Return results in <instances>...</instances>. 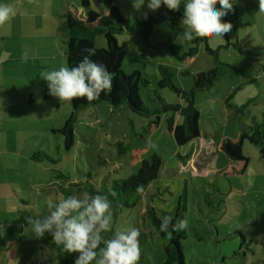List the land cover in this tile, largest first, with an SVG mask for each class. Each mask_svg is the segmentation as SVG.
Returning a JSON list of instances; mask_svg holds the SVG:
<instances>
[{"label":"rangeland","instance_id":"1","mask_svg":"<svg viewBox=\"0 0 264 264\" xmlns=\"http://www.w3.org/2000/svg\"><path fill=\"white\" fill-rule=\"evenodd\" d=\"M36 1L42 4L40 10L48 15L63 12V7L67 6V0H61L58 6H51L52 0ZM31 2L27 6H31ZM231 2L233 8L226 17L232 29L224 35H194L187 40L183 36L185 26L166 21L147 41L130 32L117 37L120 45L128 43L130 48V56L123 61L124 72L130 76L139 71L149 81V85L141 86L139 91L146 105H154L149 97L154 95L153 90L157 89L161 78L159 65L168 69L173 82L182 91H194L201 138L207 143L204 145L206 151L194 160L191 157L186 166L178 157L174 137L168 135V118L174 117L176 123L182 124L180 113L163 112L147 119L133 113L126 104L114 109L110 103L102 102L77 113L75 143L66 149L65 138L58 131L72 112L70 102L44 96L46 88L39 86L37 81L30 87L29 92L35 93L34 86L38 95L26 107L29 118L24 115V107V112L19 114L24 118L18 123L21 128H14L23 133L24 143H8L7 151L13 154L7 153L4 160L0 159L3 171L0 175L8 176L12 186L20 189V201L12 199L11 211L1 217L0 253L3 254H0V264H4L5 259L7 264H58L54 248L44 244L43 237L50 234L37 238L28 230V217L43 215L49 201L58 202L74 194L91 196L83 185L88 176L92 175L98 189L110 188L114 182L137 174L143 160H149L153 154L161 156L163 164L159 178L147 190L145 206L155 209L159 215L165 212L171 220L180 196L186 192L188 210L183 219H187L188 227L183 243L187 264H264L262 147L245 142L243 153L249 165L241 178L222 177L230 165L238 163L218 154L223 138L236 140L238 133L248 131L255 121L264 119V10L259 0ZM114 5L129 23L136 15L157 14V10L151 11L146 5L137 10L133 0H116ZM216 6L219 8V3ZM110 7L98 1L91 2L92 10L107 20ZM13 8L18 11V6ZM30 12L37 14V9L31 7ZM32 20L30 17V23ZM222 21H225L223 17ZM52 32L45 36L37 30L31 33L30 55L35 56L36 50L44 56L50 52L57 58L54 62L58 68L60 62L67 65V56L63 53L67 33L63 30ZM36 42L41 47L36 48ZM171 42L178 55L191 53L186 65L182 66L183 62L172 54ZM96 44L105 47V38L99 36ZM45 60L50 67L49 60ZM39 65L43 62H30L31 81ZM199 73L210 79L207 88L195 89V75ZM161 91L167 103L188 107L186 100L169 88ZM192 146L183 148L181 154L186 155ZM131 147L140 152L139 164L130 163ZM21 150L24 154L20 157ZM39 152L56 162L34 161L32 157ZM27 155H30L29 160ZM59 174L64 177L60 178ZM111 213L112 228L106 236L137 227L141 233L138 264L165 263L168 242L158 236L140 205L125 208L118 216L111 205ZM240 231L247 238L244 245L243 238L237 235Z\"/></svg>","mask_w":264,"mask_h":264},{"label":"trees","instance_id":"2","mask_svg":"<svg viewBox=\"0 0 264 264\" xmlns=\"http://www.w3.org/2000/svg\"><path fill=\"white\" fill-rule=\"evenodd\" d=\"M98 1L100 3L109 4L110 19H105L104 16L92 10L91 2ZM116 0H70L65 13V22L62 30L67 33V38L63 40L66 46L67 65L75 66L84 55L88 48L95 49V55L91 58L103 62L109 72L113 76L112 89L106 93H101L98 100L87 101L85 98H75L69 101L72 106V112L67 117L64 127L58 132L65 138V147L70 149L74 143L75 123L77 121V113L85 108L96 106L99 103L107 102L115 109L126 104L129 109L145 118H152L161 115L163 112H178L183 119L182 124H178L174 117L168 118V135L173 136L178 157L180 160H188L190 154L182 156L181 150L185 147L199 141L201 137L199 121L200 113L194 105V91L187 93L178 88L173 82L172 75L166 67L159 65L161 78L157 83V89L153 90L154 95H148L153 106L146 105L139 94L141 86H148L149 81L142 76L139 71L128 76L123 68V61L130 56V48L128 43L120 45L117 37L122 36L125 32L132 33L135 37L147 41L151 33L159 28L164 22L170 21L174 25L181 24L183 7L179 10H170L162 5L157 9L156 16L147 14L136 15L134 21L128 22L121 12L116 8L114 2ZM225 21L228 19L223 17ZM103 36L106 41L105 47H98V37ZM149 44V43H148ZM172 54L178 58L182 66L188 63V57L178 55L172 45L169 43ZM245 75L248 73L242 72ZM207 79L203 73L195 75V89L207 88ZM169 88L179 96L184 98L188 103V107H179L166 102L161 90ZM45 96L49 97V89L47 87ZM245 142L251 145L262 147L264 153V119L261 122L255 121L253 127L249 130H242L236 140L223 138L218 145L220 154L226 156L230 161L238 163L232 164L228 170L222 174L223 178H241L245 175L249 165V159L244 156L243 146ZM32 159L36 162H52L56 160L42 153H36ZM130 163L132 165L140 163V152L137 148L131 147ZM163 159L158 154H153L149 160H143L137 174L123 179L119 182H114L110 188L100 190L97 188L94 179L88 176V180L84 182L87 192L94 196L96 194L107 195L111 205L114 208V214L118 216L125 208H136L145 199L148 188L153 184L160 175ZM60 178L64 177L59 174ZM143 185L144 191L138 192L137 186ZM81 186V185H80ZM188 210L187 194H182L176 208L174 217L170 220L166 228H161V220L168 216L165 212L159 215L155 209L145 206L147 219L150 221L155 232L160 238L167 241L165 247L166 261L164 264H187L184 257V240L186 239V230L174 231L172 225L179 219H183L184 214ZM243 238L242 244L246 241V236L243 232H237ZM110 237V236H106ZM44 244H50L54 248V258L58 264H74L75 258L79 253H68L62 247L57 246L51 235L44 236ZM247 242V241H246Z\"/></svg>","mask_w":264,"mask_h":264},{"label":"clouds","instance_id":"3","mask_svg":"<svg viewBox=\"0 0 264 264\" xmlns=\"http://www.w3.org/2000/svg\"><path fill=\"white\" fill-rule=\"evenodd\" d=\"M259 4L264 10V0H259ZM145 5L151 11L162 5L170 10H179L182 6L181 25L185 26L183 36L187 40L194 35H224L232 29L230 22L222 21V17L227 16L233 8L231 0H133L137 10ZM15 14L11 4L0 2V24L6 23ZM85 51L88 54L75 66L65 64L42 70L40 78L48 83L50 96L60 101L75 98L94 101L100 98L101 93L112 89V73L103 62L91 58L95 55V49ZM136 190L143 192V185H138ZM111 221V202L107 195L74 194L58 202L49 201L43 215L28 217V230L37 238L48 233L53 242L66 252L79 253L74 264H138L141 258L140 229L130 227L117 230L106 237L105 233L112 228ZM169 223V217L165 216L160 227L166 228ZM187 227L186 218L172 225L174 231H183Z\"/></svg>","mask_w":264,"mask_h":264},{"label":"crops","instance_id":"4","mask_svg":"<svg viewBox=\"0 0 264 264\" xmlns=\"http://www.w3.org/2000/svg\"><path fill=\"white\" fill-rule=\"evenodd\" d=\"M69 1L70 0H67V5ZM0 2L8 3L12 6H18V11L15 10L16 14L6 23L0 24V159L4 160V156H6L7 153L13 154L12 152L7 151L8 143L14 144L18 141H23L24 143L23 133L18 131L21 128L18 123L20 121L22 122L24 118H22L19 114L20 112H24L23 108L25 107L24 115L29 118L28 109L26 107L34 100V97L38 95V91L34 88V86L33 89L35 90V93L33 94V92H29L30 87L37 81L39 86L47 89L48 83L40 78V74L42 70L56 68V63L54 61H56L57 58L53 56L52 53L49 52L46 54L48 56H44L40 55L41 52L36 50L35 56L30 55L29 36L36 30L41 34V36H45V34H53L54 32L52 31H61L65 22L67 6L63 7V12L61 10L56 15H48L46 11L40 10V6H42V4L36 0H33V2L30 0H0ZM30 2L32 3L31 6H27ZM60 4L61 0H56V2H53L52 0L51 6H58ZM31 7L32 9H37V14H30ZM30 17H33L31 23ZM46 23L55 27H48ZM34 25L36 27H34ZM44 31L46 32L44 33ZM204 39L206 40V38ZM35 47H41L39 42H36ZM63 53L66 55L65 50ZM45 59L49 60L48 63H50V67L46 66L47 61ZM30 62L34 64L37 62H43L42 66H38V71H34L36 77L33 78L32 81L29 77ZM60 64L62 65V62L59 63L58 67L61 66ZM46 89L44 90V96ZM14 115L19 116L15 117ZM14 128H17L18 130L14 131ZM201 137L197 143L192 144L193 146L187 153V155L190 154V158L192 157L193 160L197 158V156L202 155V152L206 151L204 145L207 141L203 140ZM207 152L209 151L207 150ZM19 153L21 154L20 157L24 154L22 150L19 151ZM29 156L27 155L28 160ZM182 156L185 155L182 154ZM189 159L185 161L182 160L184 166H186L185 164L188 163ZM1 166L2 163L0 162V174L3 172L1 171ZM6 170L8 172V167H6ZM12 185V180L8 176L2 177L0 175V227L2 215L11 211L10 207L12 206V199H16V202L20 201V189ZM145 205L146 200L144 199L140 204L144 212ZM3 249L4 248H2V250ZM0 254L2 255L3 253ZM1 261L2 256L0 257V262ZM4 264H7L6 259Z\"/></svg>","mask_w":264,"mask_h":264},{"label":"water","instance_id":"5","mask_svg":"<svg viewBox=\"0 0 264 264\" xmlns=\"http://www.w3.org/2000/svg\"><path fill=\"white\" fill-rule=\"evenodd\" d=\"M210 82V79H207V83Z\"/></svg>","mask_w":264,"mask_h":264}]
</instances>
